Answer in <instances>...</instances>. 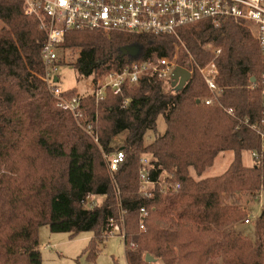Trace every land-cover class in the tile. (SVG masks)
<instances>
[{
    "label": "trees",
    "instance_id": "1",
    "mask_svg": "<svg viewBox=\"0 0 264 264\" xmlns=\"http://www.w3.org/2000/svg\"><path fill=\"white\" fill-rule=\"evenodd\" d=\"M0 24V264H41V227L70 238L94 233L84 253L94 264L109 220L124 229L127 264H264V202L253 240L233 229L246 219L239 197L264 191V164L242 163L243 152L259 148L244 122L260 119V89L249 87L263 68L241 25L225 20L184 27L178 37L185 49L173 36L66 32L58 51H79L73 67L83 77L96 79L133 62L175 55L179 67H188L191 56L199 67L213 61L218 69L222 92L211 106L204 104L211 94L196 67L179 92L156 77H142L119 96L107 92L97 105L84 96L87 122L94 125L97 115V145L69 112L56 107L41 79L46 36L25 14L24 0H0ZM132 46L139 49L137 56L122 55ZM210 47L220 51L216 58ZM65 96L77 94L70 90ZM159 117L165 132L145 144ZM122 133L124 141L113 147L111 141ZM118 151L125 158L111 176L103 154ZM225 152L233 159L223 174L193 178L191 172L202 174ZM142 157L152 181L169 175L166 181L180 189L162 193L155 186L150 197L140 195ZM95 198L101 200L93 203ZM146 255L155 262L147 263Z\"/></svg>",
    "mask_w": 264,
    "mask_h": 264
},
{
    "label": "built area",
    "instance_id": "2",
    "mask_svg": "<svg viewBox=\"0 0 264 264\" xmlns=\"http://www.w3.org/2000/svg\"><path fill=\"white\" fill-rule=\"evenodd\" d=\"M25 14L34 18L38 28L46 40L41 51L43 75L41 79L46 84L50 95L56 102V107L69 112L78 122L84 119L81 108L83 97H67L57 83L59 82L58 49L64 41L65 33L70 31H117L131 35L173 36L176 37L180 29L196 25L203 21H210L219 25L225 20H232L245 29L248 41L254 43L263 68L259 79L250 82V89H260L261 116L256 122L245 120L244 124L258 138V150L249 151L255 167L264 164V0H24ZM220 51H213L215 58ZM176 63L168 58H158L156 61L133 62L124 66L119 72H110L103 81H95L91 96L96 105L106 98L107 92L119 96L125 86L136 85L142 77H156L158 80L170 84V78ZM196 67L211 97L204 100L205 106L213 105L222 90L216 83L218 69L212 61L204 66H197L192 60L185 68L190 75ZM57 77V82L54 79ZM252 78V77H251ZM232 115V111H228ZM94 126L85 122L83 131L98 144V137L94 134ZM124 153L118 151L106 156L107 167L112 176L124 161ZM147 158L140 159L138 193L144 198L150 197V190L158 186L162 193L176 192L180 189L178 183L167 182L172 176H161L152 181L147 175L145 166ZM260 202V201H259ZM143 219L148 212L140 210ZM122 221V220H121ZM245 224H250L248 218ZM140 229H144L141 224ZM120 235L124 238L121 224L109 220L105 236Z\"/></svg>",
    "mask_w": 264,
    "mask_h": 264
},
{
    "label": "rangeland",
    "instance_id": "3",
    "mask_svg": "<svg viewBox=\"0 0 264 264\" xmlns=\"http://www.w3.org/2000/svg\"><path fill=\"white\" fill-rule=\"evenodd\" d=\"M1 27V24H0ZM180 47L185 49L183 42L179 39L178 35L175 37ZM250 43H253L250 41ZM208 51L212 54L215 51L214 48H209ZM213 55V54H212ZM79 56L78 50H67L62 49L58 51V71L57 76L59 82L57 83L58 88L62 92L75 90L77 96L84 97L91 95L95 81H103L104 76L94 78V76L83 77L73 67L76 59ZM176 63V55L169 59ZM193 59L189 56L188 61ZM194 70V68L192 69ZM169 84V83H168ZM74 119V118H73ZM87 118L84 117L82 121H74L83 130ZM97 124V115L93 126ZM95 128V127H94ZM166 125L162 117L157 120L156 132H148L145 136V144H150L156 134L162 135L165 132ZM94 131V129H93ZM86 134V133H85ZM97 136V134L94 132ZM89 136V135H88ZM90 137V136H89ZM126 137V133H122L119 136L113 138L111 145L117 147L122 144ZM91 138V137H90ZM92 139V138H91ZM93 141V139H92ZM94 142V141H93ZM95 143V142H94ZM96 144V143H95ZM98 145V144H97ZM106 153L103 154V158L106 162ZM233 159L232 152H225L220 154L215 159L213 165L207 168L205 172L200 175H195L191 172V175L195 180H203L207 178L218 177L223 174L229 167ZM107 163V162H106ZM242 163L246 167H253V161L249 155V152H243ZM240 202L239 208L244 210L246 213V219H250V224H245L244 221L237 224L233 229L237 233H241L248 239L253 240L254 236V222L255 218L259 215L261 206L264 202V191L260 192L259 196L252 197L248 194H244L239 197ZM101 200V199H98ZM98 200L95 198L93 203H97ZM260 201V202H259ZM245 219V220H246ZM94 233L84 232L80 233L74 238H70L65 233H51L48 227H41L38 232V249L41 254V264H90L86 261L85 250L88 247L90 241L93 239ZM99 254L94 264H127L125 258L124 241L120 235L108 236L99 245Z\"/></svg>",
    "mask_w": 264,
    "mask_h": 264
},
{
    "label": "water",
    "instance_id": "4",
    "mask_svg": "<svg viewBox=\"0 0 264 264\" xmlns=\"http://www.w3.org/2000/svg\"><path fill=\"white\" fill-rule=\"evenodd\" d=\"M122 55H129L131 57H135L139 54V49L135 46L128 47L123 49ZM191 75L190 73L183 67H176L175 70L173 71L171 78H170V86L177 92L181 91L186 83L190 80ZM57 77L54 79L55 82H57ZM250 82L254 83L255 78L252 77L250 78ZM197 104H199V101H197ZM145 261L147 263H154L155 260L150 256L146 255Z\"/></svg>",
    "mask_w": 264,
    "mask_h": 264
},
{
    "label": "crops",
    "instance_id": "5",
    "mask_svg": "<svg viewBox=\"0 0 264 264\" xmlns=\"http://www.w3.org/2000/svg\"><path fill=\"white\" fill-rule=\"evenodd\" d=\"M245 236V235H244ZM247 237V236H246ZM248 238V237H247Z\"/></svg>",
    "mask_w": 264,
    "mask_h": 264
}]
</instances>
